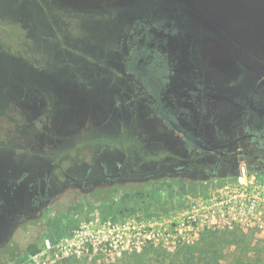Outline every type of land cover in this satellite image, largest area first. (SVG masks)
Listing matches in <instances>:
<instances>
[{
  "label": "rangeland",
  "instance_id": "rangeland-1",
  "mask_svg": "<svg viewBox=\"0 0 264 264\" xmlns=\"http://www.w3.org/2000/svg\"><path fill=\"white\" fill-rule=\"evenodd\" d=\"M140 22L149 31L175 29L189 106L197 116L200 108L192 101L204 102L206 123L214 112L224 119L221 100L238 91L237 83L255 75L264 79V0H0V200L14 214L36 211L32 200L42 192L52 161L58 163L46 214L24 220L17 238L38 242L40 251L0 252V264H264V250L241 247L246 241L262 245L264 234L205 227L189 242L147 241L137 248L116 236L119 227L100 222L135 217L152 223L182 215L244 163L243 157L225 162L210 178L189 170L162 175L185 162L212 167L217 156L189 154L146 123L142 113L152 110L125 71L126 47ZM30 96L39 103L20 102ZM94 154L96 164L106 159L112 173L114 162L126 159L142 160L145 172L160 174L150 183L133 174L120 194L93 185L92 200H85L83 178L91 174ZM97 165L94 174L105 178ZM105 238L113 244L108 251L100 248ZM207 240L212 251L205 245L199 252ZM63 242L72 246L65 253L59 251ZM191 246L196 248L184 252Z\"/></svg>",
  "mask_w": 264,
  "mask_h": 264
},
{
  "label": "flooded vegetation",
  "instance_id": "flooded-vegetation-1",
  "mask_svg": "<svg viewBox=\"0 0 264 264\" xmlns=\"http://www.w3.org/2000/svg\"><path fill=\"white\" fill-rule=\"evenodd\" d=\"M161 24L165 22L162 21ZM160 26L165 28L163 25ZM137 28H140V32L134 33V40L132 39L134 43H129L126 47L129 57L125 62L127 67L125 71L129 74L127 80L139 93L138 98L143 99L152 110L151 113H142L148 120L146 123L153 126L155 134L164 136L172 143L183 144L189 154L194 151L213 152L217 156L212 167L209 163L201 167L192 162H185L162 175L168 176L172 171L181 175L185 170H189L190 174L206 172L208 177H213L214 174L218 175V170L225 162L233 163L238 157L244 158L250 170L264 172V169H260L264 168V79L255 75L249 80L237 83L238 91L221 100L227 113L224 119L219 120L214 112L211 122L206 123L204 102L192 101L194 106L200 108L197 116L192 113L193 109L189 106V83L184 75L185 71L179 68L181 44L174 37L175 29H166L161 33L158 27L149 31L143 22L138 23ZM185 39L189 40L188 37ZM199 86L203 87L201 84ZM195 97L196 94L192 99ZM36 99L30 96L28 101L20 102L35 106L34 104L39 103ZM201 100H205V97L203 96ZM96 156L97 154L93 155L90 163L91 174L83 178V192L93 188V185L103 188L121 187L136 173L139 175L137 180L147 183L160 174L159 169L145 172L141 167L142 160L130 164L126 159L115 161L117 169L112 173L106 159L100 157L98 165L96 164ZM154 160L158 161L157 158ZM57 164L56 160L52 161L44 176L42 192L32 200L38 211L30 209L28 214L24 212L14 214L0 200V252L18 251L19 247L25 250L30 241H25L24 238L17 239L21 232V223L24 220L29 223L31 217L46 214L45 209L48 208L50 200L47 194L48 186ZM96 165L103 169L105 178H101L100 174H94ZM59 166H62L61 163ZM64 174L68 176L67 173ZM70 178L75 182L79 181L77 178ZM86 182L89 185L85 184ZM5 238L11 239L5 243Z\"/></svg>",
  "mask_w": 264,
  "mask_h": 264
},
{
  "label": "built area",
  "instance_id": "built-area-1",
  "mask_svg": "<svg viewBox=\"0 0 264 264\" xmlns=\"http://www.w3.org/2000/svg\"><path fill=\"white\" fill-rule=\"evenodd\" d=\"M99 220L101 223L119 227L115 229L116 236L121 239L128 237L130 244L126 246L134 245L137 248L147 241L155 244L189 242L205 227L237 228L264 234V172L250 170L244 162L239 165L238 172L231 179L202 195L182 215L165 221L146 223L135 217ZM75 232L77 233L74 238H78L80 231ZM105 234L108 237L109 232ZM100 243L105 244L100 247L103 251L110 249L109 244L113 245L109 238L100 240ZM59 246V251L65 250L64 253L68 251V247H72L64 242ZM85 250L90 251L89 248Z\"/></svg>",
  "mask_w": 264,
  "mask_h": 264
},
{
  "label": "trees",
  "instance_id": "trees-1",
  "mask_svg": "<svg viewBox=\"0 0 264 264\" xmlns=\"http://www.w3.org/2000/svg\"><path fill=\"white\" fill-rule=\"evenodd\" d=\"M150 182H152V181H150ZM149 182V183H150ZM99 190V189H98ZM102 190H104V191H107L108 190V188H102ZM109 191L110 192H112L113 194H120V193H122L123 191H125V190H121V187H113V188H109ZM90 194V190L89 189H87V190H85V192H82V196L84 197V199L85 200H92V197L89 195ZM234 230V229H233ZM235 232V231H234ZM231 234H234L233 232H230ZM214 233H212V234H209V236L207 235L206 237H207V239H208V237H212V236H214L213 235ZM205 237V238H206ZM217 237V236H216ZM246 241V240H245ZM263 241V240H262ZM205 245H207L208 246V248L207 249H205ZM210 245H211V242L209 241L208 242V240L205 242V244L202 246V248H200L199 249V252H202V251H204V249H205V251H207V252H211L212 251V248H210ZM242 249H244V250H246V249H249L250 251H254L255 253H259V252H261V251H263L264 250V242H263V244L262 245H257V243H255V242H250V241H246L242 246ZM196 247H193V246H191L190 248H188V250H185L184 252H187V251H192L193 249H195ZM197 250V249H196ZM40 251V246H39V244H38V242H36V241H33V242H29L28 243V245L26 246V248H25V252H27V253H30V254H36V253H38ZM186 263L187 264H199L198 262H192L191 260H188V261H186Z\"/></svg>",
  "mask_w": 264,
  "mask_h": 264
},
{
  "label": "water",
  "instance_id": "water-1",
  "mask_svg": "<svg viewBox=\"0 0 264 264\" xmlns=\"http://www.w3.org/2000/svg\"><path fill=\"white\" fill-rule=\"evenodd\" d=\"M216 176H217L216 174L213 175V177H216ZM210 177H211V176H209V178H210Z\"/></svg>",
  "mask_w": 264,
  "mask_h": 264
}]
</instances>
